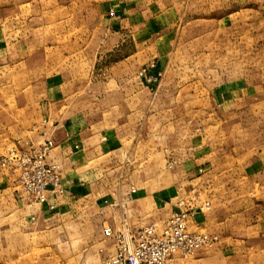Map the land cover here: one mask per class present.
I'll list each match as a JSON object with an SVG mask.
<instances>
[{
    "label": "crops",
    "instance_id": "1",
    "mask_svg": "<svg viewBox=\"0 0 264 264\" xmlns=\"http://www.w3.org/2000/svg\"><path fill=\"white\" fill-rule=\"evenodd\" d=\"M252 22L264 0H0V149L50 142L61 188L36 202L0 164V264L23 246L43 250L35 264H103L105 229L180 210L217 241L172 264H264V151L242 152L252 86L213 80L242 70L228 34Z\"/></svg>",
    "mask_w": 264,
    "mask_h": 264
},
{
    "label": "built area",
    "instance_id": "2",
    "mask_svg": "<svg viewBox=\"0 0 264 264\" xmlns=\"http://www.w3.org/2000/svg\"><path fill=\"white\" fill-rule=\"evenodd\" d=\"M145 72L143 69L140 75ZM159 79L160 74L147 80L154 83ZM51 147L52 144L47 142L37 148L12 151L4 159L17 174L21 191L36 202H43L46 193L61 192L58 166L48 161ZM208 206L205 205L206 208ZM190 213L173 212L162 223L148 224L138 231L105 229L104 235L114 241L115 253L103 264H172L178 255L189 257L199 250L211 248L217 238L189 231L187 221Z\"/></svg>",
    "mask_w": 264,
    "mask_h": 264
},
{
    "label": "rangeland",
    "instance_id": "3",
    "mask_svg": "<svg viewBox=\"0 0 264 264\" xmlns=\"http://www.w3.org/2000/svg\"><path fill=\"white\" fill-rule=\"evenodd\" d=\"M228 36H230L232 42L234 43L232 48L233 50H229L228 61L229 63L234 64L242 63V67L240 68L242 70H233L228 71L227 73L217 72L213 77V80L219 81L221 78H226L227 75L229 80L242 77V81L246 80L247 84L252 86V96H248L246 98L247 101H242V152H247L244 150V147L245 144L248 143L249 151L251 155H254L257 152L260 153L261 150L264 151V24L254 22L251 24L248 23L242 28V34L237 36L228 34ZM221 58L222 56L220 55L215 56V60L212 62L215 68L220 67ZM206 74L210 73L208 72ZM254 85L257 86L256 90L253 87ZM4 95L8 96V98H12L14 95V89L12 87L11 89L6 88L5 93L0 92V97ZM2 112L3 106L0 104V119H2ZM255 126L259 129L256 130L254 128ZM212 128L216 131L219 129V126ZM196 129L204 130L206 128L204 126L203 128L199 127ZM28 144L29 142L24 143V148L9 144L6 149H0L1 166L6 165L9 167V165L4 161L7 154L12 151L18 152L19 150L27 149ZM255 145L258 147L257 149H255ZM204 204L206 205L208 202H205ZM9 252H11V250L3 253L0 249V256H2V253L4 256H7ZM20 252V255L17 256L18 262L16 264H35V261L31 258L33 256L40 255L43 250L41 248H36L33 249V252L31 253L28 247L23 246Z\"/></svg>",
    "mask_w": 264,
    "mask_h": 264
}]
</instances>
